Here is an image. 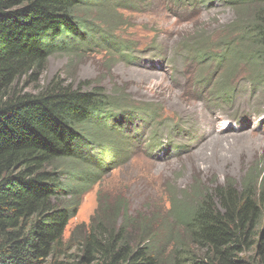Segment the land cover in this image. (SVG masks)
Instances as JSON below:
<instances>
[{
  "label": "trees",
  "instance_id": "trees-1",
  "mask_svg": "<svg viewBox=\"0 0 264 264\" xmlns=\"http://www.w3.org/2000/svg\"><path fill=\"white\" fill-rule=\"evenodd\" d=\"M231 1L238 14L230 35L228 27L202 25L192 34L199 42L181 49L195 65L193 92L215 104L232 103L235 74L264 85V0ZM125 2L0 0V264H264V172L254 169L239 186L231 179L214 189L194 185L180 201L170 199L165 214L154 210L137 225L124 199L99 203L64 240L83 195L131 162L134 142L151 159L179 155L171 135L157 141L170 128L159 104L135 106L58 77L38 87L57 52L71 60L76 52L133 51L130 38L93 26L108 14L118 25L109 10ZM184 7L198 16L196 0ZM143 122L156 130L136 134Z\"/></svg>",
  "mask_w": 264,
  "mask_h": 264
},
{
  "label": "rangeland",
  "instance_id": "rangeland-1",
  "mask_svg": "<svg viewBox=\"0 0 264 264\" xmlns=\"http://www.w3.org/2000/svg\"><path fill=\"white\" fill-rule=\"evenodd\" d=\"M137 1H145L149 6L131 8ZM216 3L196 17H183L175 14L172 0H127L126 8L109 10L120 20L118 25H113L108 14L103 18L104 25L93 26H104L124 39L130 38L134 41L133 51L118 53V57L76 52L71 60L57 52L48 59L38 87L58 77L66 84L86 85L83 90L102 87L107 96L127 99L135 106L157 103L170 126L168 131H159L157 141L173 135L174 142L185 147L172 160L170 157L152 161L135 156L102 177L83 195L64 240L74 227L88 224L99 203L111 204L117 197L124 199L128 216L137 225L154 210L165 214L170 199L180 201L194 185L214 189L231 179L239 186L248 170L264 172V93L256 86L248 89L242 82L231 104L210 102L209 97L193 92L195 65L188 64L180 54L185 43H193L194 38L199 42L196 36L192 38L195 27L203 25L210 32L228 27L226 34H231V24L238 13ZM129 55L130 62H124ZM133 130L149 136L156 125L143 122Z\"/></svg>",
  "mask_w": 264,
  "mask_h": 264
}]
</instances>
